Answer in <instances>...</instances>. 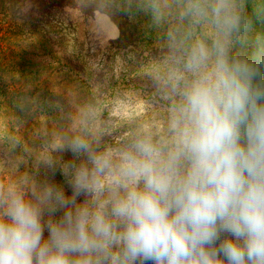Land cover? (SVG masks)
I'll return each mask as SVG.
<instances>
[{
	"label": "clouds",
	"instance_id": "9594fccd",
	"mask_svg": "<svg viewBox=\"0 0 264 264\" xmlns=\"http://www.w3.org/2000/svg\"><path fill=\"white\" fill-rule=\"evenodd\" d=\"M136 6L168 26L163 132L0 182V264H264V0Z\"/></svg>",
	"mask_w": 264,
	"mask_h": 264
},
{
	"label": "rangeland",
	"instance_id": "374dc122",
	"mask_svg": "<svg viewBox=\"0 0 264 264\" xmlns=\"http://www.w3.org/2000/svg\"><path fill=\"white\" fill-rule=\"evenodd\" d=\"M110 15L121 37L110 38ZM152 25L136 0H0V182L44 180L45 157L69 159L57 145L78 135L105 148L163 132L165 27L137 39Z\"/></svg>",
	"mask_w": 264,
	"mask_h": 264
},
{
	"label": "trees",
	"instance_id": "16d2710c",
	"mask_svg": "<svg viewBox=\"0 0 264 264\" xmlns=\"http://www.w3.org/2000/svg\"><path fill=\"white\" fill-rule=\"evenodd\" d=\"M57 2V1H56ZM70 6H72V5H70ZM73 7V6H72ZM75 7V6H74ZM75 8H77V7H75ZM125 13V16H126V19L127 20H131V15L129 14V12H124ZM113 17H112V15H110V19L112 20V22L116 25V23L114 22V20L112 19ZM118 24V23H117ZM119 25V24H118ZM117 26V25H116ZM119 27H120V25H119ZM156 25L153 27V25H152V27H150V28H147V29H139V31H138V33L137 34H140L139 36H138V40H140V41H143V42H148V44H149V42H151L150 40L153 38V37H156L157 35H156ZM165 28L163 29V30H161L160 31V40H161V42L163 43V42H165V47H167V35H166V33H167V28H168V26L167 25H165L164 26ZM117 28H118V26H117ZM147 30H148V33H147ZM118 32H119V29H118ZM122 33H123V30H122V28H121V31L117 34V36L118 37H121L122 36ZM121 34V35H120ZM152 37V38H151ZM149 41H148V40ZM156 57H153V59H155ZM157 60V59H156ZM158 63L157 64H159V63H161L160 62V60H158L157 61ZM129 82L130 83H133L134 82V80L132 79V80H129Z\"/></svg>",
	"mask_w": 264,
	"mask_h": 264
},
{
	"label": "crops",
	"instance_id": "0c3cea01",
	"mask_svg": "<svg viewBox=\"0 0 264 264\" xmlns=\"http://www.w3.org/2000/svg\"><path fill=\"white\" fill-rule=\"evenodd\" d=\"M111 21H112V20L110 19V23H111ZM112 24H113L112 26L114 27L113 29L116 30V31H115L114 33H112V35H110V38H111V39L114 38V37H116L117 34L119 33V32H118V28H117V26H116L113 22H112ZM114 34H116V35H114Z\"/></svg>",
	"mask_w": 264,
	"mask_h": 264
}]
</instances>
